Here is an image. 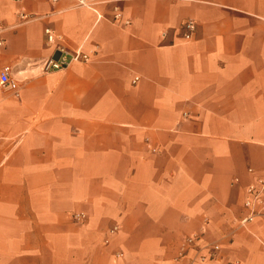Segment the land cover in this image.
<instances>
[{"label": "crops", "instance_id": "obj_1", "mask_svg": "<svg viewBox=\"0 0 264 264\" xmlns=\"http://www.w3.org/2000/svg\"><path fill=\"white\" fill-rule=\"evenodd\" d=\"M90 2L0 0V264H264V0Z\"/></svg>", "mask_w": 264, "mask_h": 264}, {"label": "built area", "instance_id": "obj_2", "mask_svg": "<svg viewBox=\"0 0 264 264\" xmlns=\"http://www.w3.org/2000/svg\"><path fill=\"white\" fill-rule=\"evenodd\" d=\"M21 2L23 0H14ZM82 5L91 6L90 0H77ZM109 1V0H104ZM113 20L117 21L122 17V11L118 4L114 6ZM24 18L28 17L27 14H22ZM125 23H130V20H126ZM185 38H191L193 32L196 29V22L194 19L186 20L185 24ZM4 26L0 25V47L5 45V38L3 36ZM45 33L49 43H55L57 39L62 38L52 28H46ZM57 52L59 56H51L41 61L42 69L44 71L58 70L68 67L75 61L87 62L90 59L88 53L83 52L80 48L72 49L62 45L57 46ZM0 86L6 90L13 92L16 96H19V82L12 75V67L9 64L3 65L0 68ZM252 170V169H251ZM244 207L246 212L240 218V225L247 226L251 222L257 219H264V178H259L256 182H251L246 187V197L244 199ZM77 220L85 218L84 213L75 214ZM118 229L115 226L112 231ZM202 236L200 234L188 235L185 239V246L187 249L195 248L197 251L206 249V253L202 254V259H215L218 256L221 248L220 243H201Z\"/></svg>", "mask_w": 264, "mask_h": 264}]
</instances>
